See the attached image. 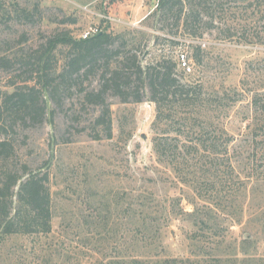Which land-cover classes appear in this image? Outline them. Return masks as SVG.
Listing matches in <instances>:
<instances>
[{
  "label": "rangeland",
  "instance_id": "374dc122",
  "mask_svg": "<svg viewBox=\"0 0 264 264\" xmlns=\"http://www.w3.org/2000/svg\"><path fill=\"white\" fill-rule=\"evenodd\" d=\"M12 1L30 10L37 4L39 11L28 24H1L4 48H27L62 31L79 40L90 28L134 29L146 34L135 45L142 67L187 55L191 72L178 66L174 75L182 83H201L206 97L226 95V116L218 124L231 138L234 189L239 190L229 210L214 208L160 163L152 147L159 133L152 125L155 105L147 98L123 104L109 96L112 137L97 141L93 120L99 109L82 105L78 89L60 93L58 103L47 102L42 124L16 128L19 161L49 174L51 230L0 237V264H120L133 257L208 259L242 252L264 261V141L255 145L249 127L251 97L264 90V47L238 40L246 23L262 25L257 17L243 18L262 10L264 0H228L226 15L213 24L218 28L201 39L176 34L157 17L146 20L158 0H7V5ZM68 18L76 24H60ZM229 31L235 36L226 38ZM196 46L202 50L200 65L192 58ZM90 83L97 82L90 78L83 87Z\"/></svg>",
  "mask_w": 264,
  "mask_h": 264
},
{
  "label": "trees",
  "instance_id": "16d2710c",
  "mask_svg": "<svg viewBox=\"0 0 264 264\" xmlns=\"http://www.w3.org/2000/svg\"><path fill=\"white\" fill-rule=\"evenodd\" d=\"M246 1L232 0L241 4ZM12 2L7 5V0H0V85L5 80L4 89H0V237L50 232L49 174L45 169L32 170L19 161L16 128L42 124L48 117L47 102L58 103L60 93L68 94L75 89L82 105L99 109L93 120L92 138L97 141L112 137L109 96L123 104L141 103L147 98L155 105L152 125L159 133H155L152 147L157 160L169 167L182 183L189 184L198 198L210 201L214 208L219 205L226 210L231 208L239 188L234 189L235 174L229 155L231 138L218 124L226 116L223 104L226 95L206 97L201 83H182L173 73L180 66L178 61L159 59L142 67L139 47L135 45L140 44L136 42L138 37L146 34L134 29L122 33L98 31L79 40L62 31L27 48L6 47L7 44L4 48L1 24L5 21L28 24L39 11L37 4L30 10ZM228 2L158 0L146 20L157 17L158 22L175 29L176 34L201 39L204 32L218 28L213 24L226 15ZM251 6L244 8V14ZM252 12L243 20L249 22L257 17L262 25L251 27L246 23L238 40L264 47V6ZM68 23L76 24V20L60 21L62 25ZM232 36L235 33L229 31L226 38ZM192 58L196 65L201 64L200 46L193 48ZM90 78L96 80V86L91 87L90 83L88 88L83 87ZM251 107L254 117L249 127L256 145L264 141V90L251 97ZM238 184L241 188V183ZM149 260L133 257L120 264H264L263 259L243 252L229 258Z\"/></svg>",
  "mask_w": 264,
  "mask_h": 264
},
{
  "label": "built area",
  "instance_id": "2783aa9c",
  "mask_svg": "<svg viewBox=\"0 0 264 264\" xmlns=\"http://www.w3.org/2000/svg\"><path fill=\"white\" fill-rule=\"evenodd\" d=\"M98 32L97 28H90L87 32H85L81 38L85 39L87 37H90ZM179 65L182 70H184L185 73H190L191 72V67L189 65V61L186 57V55L181 54L178 59Z\"/></svg>",
  "mask_w": 264,
  "mask_h": 264
}]
</instances>
